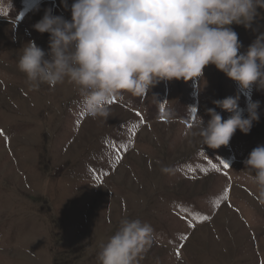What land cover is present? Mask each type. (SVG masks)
Segmentation results:
<instances>
[{
  "label": "rangeland",
  "instance_id": "1",
  "mask_svg": "<svg viewBox=\"0 0 264 264\" xmlns=\"http://www.w3.org/2000/svg\"><path fill=\"white\" fill-rule=\"evenodd\" d=\"M49 9L71 18L61 0H0V264H99L124 218L154 229L139 264H264V197L237 180L264 145V88L208 65L202 78L114 97L109 117L94 119L73 84L33 90L17 67L29 41L48 49L33 25ZM257 11L250 28L231 26L242 53L264 33ZM229 96L244 115L259 101V121L227 146L202 145L189 128L207 123V108L227 119L213 101Z\"/></svg>",
  "mask_w": 264,
  "mask_h": 264
},
{
  "label": "clouds",
  "instance_id": "2",
  "mask_svg": "<svg viewBox=\"0 0 264 264\" xmlns=\"http://www.w3.org/2000/svg\"><path fill=\"white\" fill-rule=\"evenodd\" d=\"M71 18L49 9L33 27L48 33V49L29 41L21 48L17 67L29 87L73 84L82 110L92 118L110 115L114 97L130 93L146 97L161 80L203 77L214 65L239 85L264 88V33L240 52L233 24L250 28L264 9V0H61ZM213 104L231 115L224 119L207 108L210 119L198 120L189 134L202 145L227 146L239 129L249 133L260 119L259 101L249 100L247 115L238 97L216 99ZM192 129H195L194 131ZM246 175L264 197V145L243 161ZM167 171V169H164ZM154 229L140 219L124 218L106 242L100 244L99 264H139L152 246Z\"/></svg>",
  "mask_w": 264,
  "mask_h": 264
},
{
  "label": "snow or ice",
  "instance_id": "3",
  "mask_svg": "<svg viewBox=\"0 0 264 264\" xmlns=\"http://www.w3.org/2000/svg\"><path fill=\"white\" fill-rule=\"evenodd\" d=\"M111 101H109V103H110ZM208 217H201V219H207ZM187 237H185V239H186Z\"/></svg>",
  "mask_w": 264,
  "mask_h": 264
}]
</instances>
